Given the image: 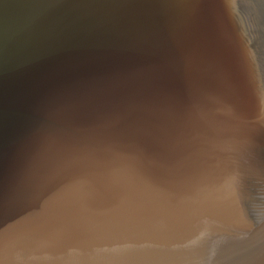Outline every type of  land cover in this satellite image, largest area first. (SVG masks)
Instances as JSON below:
<instances>
[{"label": "water", "instance_id": "water-1", "mask_svg": "<svg viewBox=\"0 0 264 264\" xmlns=\"http://www.w3.org/2000/svg\"><path fill=\"white\" fill-rule=\"evenodd\" d=\"M0 264H264V0H0Z\"/></svg>", "mask_w": 264, "mask_h": 264}]
</instances>
